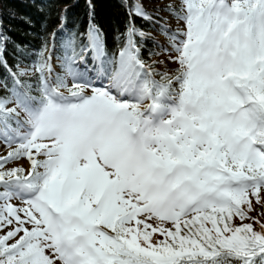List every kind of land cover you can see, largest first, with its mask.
Here are the masks:
<instances>
[{
	"label": "snow or ice",
	"instance_id": "snow-or-ice-1",
	"mask_svg": "<svg viewBox=\"0 0 264 264\" xmlns=\"http://www.w3.org/2000/svg\"><path fill=\"white\" fill-rule=\"evenodd\" d=\"M162 10L182 24H161L174 72L141 58L132 23L109 56L90 11L83 33L59 41V71L53 33L35 86L12 73L0 96L12 149L0 157V264H264V224L243 223L241 207L264 191V0ZM6 47L0 35L5 68ZM21 159L27 169L7 167Z\"/></svg>",
	"mask_w": 264,
	"mask_h": 264
},
{
	"label": "trees",
	"instance_id": "trees-1",
	"mask_svg": "<svg viewBox=\"0 0 264 264\" xmlns=\"http://www.w3.org/2000/svg\"><path fill=\"white\" fill-rule=\"evenodd\" d=\"M133 3V0H91L90 8L89 0H0V35L7 37V47L3 54L7 61V68L0 65V96H8L14 87L12 73L15 72H29V75L21 77V79L34 86L37 84L32 65L44 41L48 42L49 48L54 47L53 33L57 34V43L52 61L54 69L59 71L60 62L55 59V56L61 54L59 41L70 31L79 29L83 33L88 25L90 11L94 23L102 30L109 56L116 53L121 46L116 39L117 34L123 33L126 26L132 23L145 33L143 41L137 38L141 49V58L147 64H153L155 67L154 59L158 56L157 45L149 33L165 35L161 32V25L154 20L147 21L130 15L129 6ZM144 11L151 16L147 8ZM168 42L170 43L169 40ZM4 82L8 84V91L4 88ZM250 199L251 211L248 210L247 205H242V210L247 217L256 214V218H262L263 212L259 206L264 205V201L261 195L259 203L255 198ZM240 222L237 217H233L232 224L234 226ZM155 239L153 238V240Z\"/></svg>",
	"mask_w": 264,
	"mask_h": 264
},
{
	"label": "rangeland",
	"instance_id": "rangeland-1",
	"mask_svg": "<svg viewBox=\"0 0 264 264\" xmlns=\"http://www.w3.org/2000/svg\"><path fill=\"white\" fill-rule=\"evenodd\" d=\"M139 1L141 2L142 5H144L147 8L151 16L155 18V21L157 23H159L160 25L163 24L164 27L170 29V31L181 29L182 24L179 23L178 21H174L168 14H166L162 10L169 3L172 4L173 6H176L177 2L175 0H139ZM150 35L154 40L161 42L162 43L161 45L164 46V48L168 47L166 40L164 38L156 35L154 32H152ZM171 55H174V53H171ZM157 61L159 62L156 64V70L158 71L172 72L176 68V64L172 62L170 56L168 55H165L164 57L160 55L157 58ZM9 151H11V148L6 146L3 142H0V157L6 156ZM7 167L8 168L21 167V168L27 169L28 162L25 159H21L18 162L9 163ZM260 195L264 201V191H262ZM259 207L262 209V212H263L262 218H258V217L256 218V214H251L248 217V219L243 221V223H253L254 228L257 231H259V224H264V205H261ZM240 223H238V225H240ZM153 238L157 239V236H154Z\"/></svg>",
	"mask_w": 264,
	"mask_h": 264
}]
</instances>
